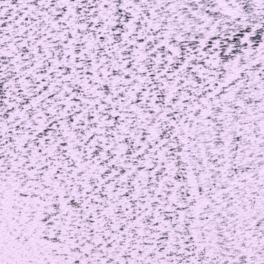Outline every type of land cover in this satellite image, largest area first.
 Returning a JSON list of instances; mask_svg holds the SVG:
<instances>
[{"label": "snow or ice", "instance_id": "obj_1", "mask_svg": "<svg viewBox=\"0 0 264 264\" xmlns=\"http://www.w3.org/2000/svg\"><path fill=\"white\" fill-rule=\"evenodd\" d=\"M0 264H264V0H0Z\"/></svg>", "mask_w": 264, "mask_h": 264}]
</instances>
